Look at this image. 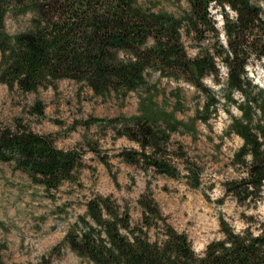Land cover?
<instances>
[{
  "label": "trees",
  "instance_id": "1",
  "mask_svg": "<svg viewBox=\"0 0 264 264\" xmlns=\"http://www.w3.org/2000/svg\"><path fill=\"white\" fill-rule=\"evenodd\" d=\"M163 1L180 6L182 0ZM184 1L188 9L180 7V13L175 14L154 10L158 2L150 0H0V83L22 93H35L39 87L55 89L63 79L86 86L98 97L113 94L125 98L130 91L146 92L139 100L138 113L118 114L111 119L88 116L77 123L84 127L113 125L117 136H125L139 147L122 149L117 155L145 173L177 178L180 170L176 162L180 159L183 176L193 188L200 183L199 168L189 161L184 146L171 141V135L194 132L196 119L206 123L216 111L220 101L202 80L211 74L217 81L215 59L221 58L228 69L222 83L223 98L240 112L230 117L225 134L241 138L231 160L246 175L228 181L225 189L238 204L255 203L264 193V90L248 78L246 66L253 54L263 56L264 0ZM213 6L222 16L221 30L211 18L209 8ZM228 10L234 12L233 18ZM26 14L30 18L22 31L5 30L7 17ZM209 32L214 42L200 45L194 57L187 55L182 36L191 34L201 43ZM220 32L225 44L219 39ZM151 72L183 80L203 94L205 102L196 108L190 122L174 115L181 105L179 87L173 94L174 110L153 100L156 86L147 79ZM235 91L242 101L234 99ZM44 109L43 102L36 99L29 112L40 118ZM85 146L118 185L107 154L90 141ZM83 153L58 148L51 135L32 131L21 118L0 129V161H12L50 195L66 181L80 184L78 171L86 167ZM150 184L147 180L137 199L141 216L133 224L128 208L121 207L111 195L89 196L85 212L76 217L50 253L58 255L65 246L91 264H264V225L255 234L250 227L236 232L220 216L222 238L211 240L198 254L187 235L177 231L162 214ZM4 248L0 243V264ZM42 260L46 262L47 256Z\"/></svg>",
  "mask_w": 264,
  "mask_h": 264
},
{
  "label": "rangeland",
  "instance_id": "2",
  "mask_svg": "<svg viewBox=\"0 0 264 264\" xmlns=\"http://www.w3.org/2000/svg\"><path fill=\"white\" fill-rule=\"evenodd\" d=\"M150 1L158 2L154 10L179 14L180 7L188 9L184 0L180 6L175 2ZM251 1L258 3L257 0ZM259 4L263 6L261 2ZM209 9L215 26L221 30L223 20L219 9L214 6ZM228 12L233 18L234 12ZM29 18L30 14L9 16L5 21V30L10 33L22 31L28 25ZM219 39L225 44L222 32ZM182 40L187 55L191 57L196 56L200 45L209 46L214 42L210 32L201 43L191 34L183 35ZM215 61L217 81L208 74L202 84L220 101L216 111L210 114L206 123L196 119L194 132L176 131L171 135V141H178L184 146L189 161L195 162L199 168L200 183L193 188L183 176L184 164L180 159L176 162L180 170L177 178L151 174L150 171L145 173L125 163L117 155L122 149L139 147L125 136H117L113 125L102 123L84 127L77 123L88 116L111 119L118 114L130 116L138 113L139 100L145 97L146 92L130 91L125 98L113 94L98 97L86 86L63 79L57 82L55 89L39 87L35 93H22L0 83V129L12 126L16 118H21L32 131L51 135L58 148L84 151L86 164L78 171L79 185L66 181L50 195L42 185L33 184L27 173L16 168L12 161H0V243L5 246L1 251L3 264H91L65 246L58 255L50 251L62 242L76 217L85 212V202L92 194L111 195L121 207L128 208L130 222H138L141 212L137 199L144 191L147 180L151 181L150 190L162 214L177 231L187 235L194 252L198 254L211 240L222 238L218 221L220 216L236 232L247 227L254 234L259 232L264 225V193L255 203L238 204L225 189L228 181L246 175L241 166L232 165L233 153L242 140L238 135H226L225 129L230 117L239 116L240 112L223 98L222 83L227 78L222 69L225 64L221 58L216 57ZM246 69L252 83L264 90V54L260 57L253 54ZM147 79L156 86L153 100L167 110L176 108L173 94L176 87L180 88L181 105L175 109L174 115L184 121L190 122L195 117L196 108H201L205 102L203 94L183 80L159 77L157 72L148 73ZM232 94L234 99L242 101L238 91ZM36 99L45 105L44 115L40 118L29 112L30 105ZM87 141L97 144L98 149L107 154L118 185H115L95 153L85 146ZM131 177L134 178L133 182ZM43 256H47L46 262L42 260Z\"/></svg>",
  "mask_w": 264,
  "mask_h": 264
},
{
  "label": "built area",
  "instance_id": "3",
  "mask_svg": "<svg viewBox=\"0 0 264 264\" xmlns=\"http://www.w3.org/2000/svg\"><path fill=\"white\" fill-rule=\"evenodd\" d=\"M222 69H224V70H225L223 73H224V74L227 76L228 69L226 68V65H225V67H224V68H222Z\"/></svg>",
  "mask_w": 264,
  "mask_h": 264
},
{
  "label": "water",
  "instance_id": "4",
  "mask_svg": "<svg viewBox=\"0 0 264 264\" xmlns=\"http://www.w3.org/2000/svg\"><path fill=\"white\" fill-rule=\"evenodd\" d=\"M262 53L264 54V45L262 46V49H261Z\"/></svg>",
  "mask_w": 264,
  "mask_h": 264
}]
</instances>
